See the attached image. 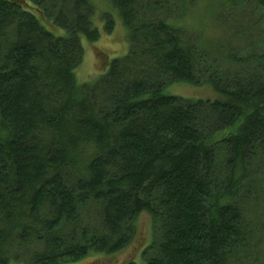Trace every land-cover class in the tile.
Returning <instances> with one entry per match:
<instances>
[{"label": "trees", "instance_id": "1", "mask_svg": "<svg viewBox=\"0 0 264 264\" xmlns=\"http://www.w3.org/2000/svg\"><path fill=\"white\" fill-rule=\"evenodd\" d=\"M97 1L0 0V264L113 258L142 213L145 264H243L264 203V0H103L128 52L79 84Z\"/></svg>", "mask_w": 264, "mask_h": 264}, {"label": "rangeland", "instance_id": "2", "mask_svg": "<svg viewBox=\"0 0 264 264\" xmlns=\"http://www.w3.org/2000/svg\"><path fill=\"white\" fill-rule=\"evenodd\" d=\"M97 12L92 21L94 26L100 32V38L89 43L81 40L83 50V61L75 72L76 81L79 84L93 83L107 70V62L114 58L124 56L128 52L129 43L126 30L123 27L119 16L114 8L106 1L98 0ZM102 13H109L114 19L113 31L108 35L103 32V21L100 19ZM233 15H237L236 13ZM56 32L55 34H57ZM168 95L187 99V100H216L218 95L208 85L194 86L183 83L171 84L166 87ZM257 186L264 191V170L259 177ZM253 223L250 226L253 229V241L256 245L252 247V257L243 264H264V203L260 204L259 212L253 216ZM152 239V221L150 217L142 213L132 228V235L129 245L120 253L110 258L112 255L99 253H90L88 256L75 262L66 264H145L143 258L144 249L151 243ZM110 258V259H109ZM8 264H27L25 257L21 260H10Z\"/></svg>", "mask_w": 264, "mask_h": 264}]
</instances>
